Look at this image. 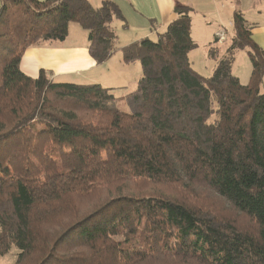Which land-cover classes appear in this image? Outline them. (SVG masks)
<instances>
[{
    "label": "trees",
    "instance_id": "trees-1",
    "mask_svg": "<svg viewBox=\"0 0 264 264\" xmlns=\"http://www.w3.org/2000/svg\"><path fill=\"white\" fill-rule=\"evenodd\" d=\"M192 11L176 4L156 41L119 48L113 1H1L0 256L16 247L15 264H264V50L236 12L230 46L210 48L217 64L199 74ZM72 23L96 63L118 51L140 63L133 92L21 71L29 48L65 41ZM242 50L247 85L232 73ZM199 187L255 227L201 209Z\"/></svg>",
    "mask_w": 264,
    "mask_h": 264
},
{
    "label": "crops",
    "instance_id": "crops-1",
    "mask_svg": "<svg viewBox=\"0 0 264 264\" xmlns=\"http://www.w3.org/2000/svg\"><path fill=\"white\" fill-rule=\"evenodd\" d=\"M88 1L94 7H100L104 0ZM110 1L119 6L124 17L123 20L114 19L111 23L118 36L119 48L143 38L152 39L154 36L158 38L176 19L175 5L181 4L192 8L191 36L196 45L206 47V51L209 52L210 48L219 50L216 43L218 34L227 33L229 27H232L234 37L233 17L236 12H240L252 26L253 39L264 50V0ZM88 47V33L78 24L72 23L69 25V34L65 41L47 42L29 48L22 58L20 68L25 75L33 79L38 78L41 71H46L54 81L67 78L65 81L68 82L63 83L100 84L104 88L112 89L113 93L114 90H122L121 97L136 89L142 76L141 69V76L136 78L141 67L136 65L138 62L124 63L122 54L118 51L105 63L98 64L90 56ZM235 65H232V73ZM251 73L252 64L250 69H247L246 65V72L243 74L246 75L244 79L247 82L244 85L250 82ZM234 76L240 81L243 79L242 74ZM8 254L0 256V260Z\"/></svg>",
    "mask_w": 264,
    "mask_h": 264
},
{
    "label": "rangeland",
    "instance_id": "rangeland-1",
    "mask_svg": "<svg viewBox=\"0 0 264 264\" xmlns=\"http://www.w3.org/2000/svg\"><path fill=\"white\" fill-rule=\"evenodd\" d=\"M226 34V40L223 42H220L219 40L216 41L217 47L219 48V56H222L225 53V50L230 46L231 40L233 37V29L232 27H229ZM206 37H203L205 39ZM158 38L156 36L152 37L151 40L156 41ZM189 59L192 63L193 68L200 73L201 75L205 77H210L212 75L213 69L217 63V59H214L213 57H209V52L206 51V47L202 45H197L194 50H192L189 54ZM236 64L233 67V74H242L243 79L242 83H246L247 81L244 79L246 75L243 74V72H246V65L247 69H250L251 61L249 58V55L247 53V50L238 51L235 55L233 65ZM140 67V64L136 63ZM141 76V67H140V73L136 78H139ZM68 80L67 78H59L56 80V82L63 83L68 82L65 81ZM249 84V83H248ZM264 84V82H263ZM122 90H114V94L116 97H121L120 93ZM261 92H264V86L261 87ZM122 109L126 112H128L127 106L123 105ZM142 187V185H140ZM160 190L163 193H167L170 195L177 194V189L170 186H162ZM197 192L201 195L199 199V206L201 209L210 212L213 216L219 219H223L224 221L233 222L237 224L239 227L247 228L248 230L253 229L255 226L254 224L249 220V218L241 216V214H237L234 209L232 210L231 207L222 200L215 198L213 194L209 193V191L203 187H199L197 189ZM194 202V201H193ZM192 202V203H193ZM228 207V208H226ZM18 249L16 247H13L9 254L4 258L1 259L0 262L2 264H15V258L17 256Z\"/></svg>",
    "mask_w": 264,
    "mask_h": 264
},
{
    "label": "built area",
    "instance_id": "built-area-1",
    "mask_svg": "<svg viewBox=\"0 0 264 264\" xmlns=\"http://www.w3.org/2000/svg\"><path fill=\"white\" fill-rule=\"evenodd\" d=\"M1 1H2V0H0V13H1ZM218 40H219L220 42L225 41V40H226V34H225L224 32H220V33L218 34Z\"/></svg>",
    "mask_w": 264,
    "mask_h": 264
}]
</instances>
